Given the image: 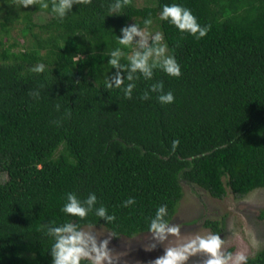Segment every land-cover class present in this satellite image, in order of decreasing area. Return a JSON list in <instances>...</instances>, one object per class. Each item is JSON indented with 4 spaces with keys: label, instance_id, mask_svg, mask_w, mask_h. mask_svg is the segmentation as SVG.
<instances>
[{
    "label": "trees",
    "instance_id": "16d2710c",
    "mask_svg": "<svg viewBox=\"0 0 264 264\" xmlns=\"http://www.w3.org/2000/svg\"><path fill=\"white\" fill-rule=\"evenodd\" d=\"M44 2L48 8L0 0V171L8 173L0 183V264H52L46 229L66 221L132 237L148 232L156 208L167 204L169 224L183 180L217 198L228 188L244 196L264 187V0H129L119 14H109L114 0H91L63 20L53 0ZM171 3L190 8L205 36L161 20ZM40 11L50 13L46 22L34 19ZM133 23L157 24L181 75L133 73L139 78L128 98L123 85L106 87L117 71L107 61L122 48L127 76L128 57L144 49L138 37L119 45L117 35ZM16 28L22 42L12 36ZM41 62L43 72L30 70ZM156 81L173 92L172 103L159 102L158 93L141 98ZM37 90L38 98L30 95ZM68 192L81 199L95 192L87 217L61 210ZM128 197L135 203L124 207ZM101 204L114 221L95 215ZM205 225L221 229L219 221ZM248 257L247 264H264V247Z\"/></svg>",
    "mask_w": 264,
    "mask_h": 264
},
{
    "label": "clouds",
    "instance_id": "9594fccd",
    "mask_svg": "<svg viewBox=\"0 0 264 264\" xmlns=\"http://www.w3.org/2000/svg\"><path fill=\"white\" fill-rule=\"evenodd\" d=\"M91 0H53L51 9L54 15L63 20L73 8V5L88 4ZM129 3V0H114L109 8V14L122 13L120 9ZM36 4L44 8H48L47 2L40 3V0H19V7H27ZM160 19L167 20L175 25L178 30L187 31L190 34L197 35V38L205 36L208 31L207 26H202L192 10L181 3L164 4L160 11ZM152 24L151 17L143 20V25L148 27ZM122 35H117L119 45L131 47L134 37H140L138 41L139 47L144 49L135 51L128 57L129 69L127 76L122 75L120 69L125 65L121 63V57L125 52L122 48L116 47L108 55L107 63L117 69L114 75L107 77L108 83L106 87L121 88L125 97L131 98L132 91L136 87L133 73L139 72L145 80H151L153 77V69L159 68L170 76L179 77L181 75V67L175 56L167 51V44L164 43L163 33L155 31L151 33L152 44L148 43V35L141 29L139 23L124 26L120 29ZM64 45V44H63ZM62 45V46H63ZM157 57L155 63L150 62V58ZM44 63H38L30 70L35 73H41L45 70ZM125 80L128 81L125 84ZM150 93H158L157 99L162 104L172 103L175 99L171 90L164 91L163 81H156L149 85L144 91L142 99H148ZM34 98L39 97V91L30 93ZM59 105H57V108ZM70 116L71 113H66ZM59 123V121H56ZM178 141L173 142L175 148ZM97 202L95 192H89L88 195L81 199L75 192L66 193V202L62 205L61 210L74 217L81 219L88 216L90 210ZM135 203L134 197H128L122 202L124 207ZM168 212L167 204H161L156 208L154 216L149 219L148 231L152 232L158 239L163 240L166 235L178 234L179 228L167 223L163 218ZM95 215L103 217L107 221H114L116 216L110 213L106 206L100 205L96 208ZM47 235L52 237L51 255L52 264H81V261H87V264H114L113 257L108 249V239H103L97 243V238L90 231L82 230V228L71 221L58 224L55 227H48ZM116 233L113 232V235ZM224 240L220 234L210 232L206 235H197L180 246L169 247L162 256L157 257L152 264H184L189 256L197 252H205L208 254L204 264H228L231 259L232 264H247L249 257L244 252H236L234 255L229 253L222 254L220 249Z\"/></svg>",
    "mask_w": 264,
    "mask_h": 264
},
{
    "label": "rangeland",
    "instance_id": "374dc122",
    "mask_svg": "<svg viewBox=\"0 0 264 264\" xmlns=\"http://www.w3.org/2000/svg\"><path fill=\"white\" fill-rule=\"evenodd\" d=\"M151 1L137 0V4H153ZM50 16V13L40 11L34 19L37 22H46ZM156 26L157 24L151 29H142L148 35V43L151 33L159 31ZM17 29L13 31L12 36L22 42L23 38ZM157 59L155 57V60ZM7 179L8 173L0 171V183ZM182 185L184 196L177 213L169 223L179 228L178 234L169 233L165 239L160 240L150 231L132 237H117L104 226H84L82 230L90 231L96 236L97 243L108 239V249L114 264H152L169 247L180 246L197 235L215 233L213 228L205 225L207 220L220 222L221 229L217 233L224 240L220 249L222 254L227 255L228 250L232 248L233 255L236 252H244L247 256H253L264 247V187L256 188L244 196H239L228 188L224 197L217 198L197 184L183 180ZM207 258V253L197 252L189 256L184 264H204ZM228 264H232L231 259Z\"/></svg>",
    "mask_w": 264,
    "mask_h": 264
}]
</instances>
